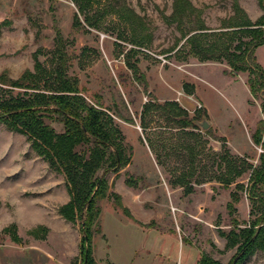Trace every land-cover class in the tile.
Wrapping results in <instances>:
<instances>
[{
    "label": "rangeland",
    "instance_id": "obj_1",
    "mask_svg": "<svg viewBox=\"0 0 264 264\" xmlns=\"http://www.w3.org/2000/svg\"><path fill=\"white\" fill-rule=\"evenodd\" d=\"M187 1L191 6L177 11L176 0H92L86 13H104L97 30L73 27L78 13L73 0H0V74L16 79L32 70L37 50L49 66L60 31L68 75L79 79L88 97L102 98L133 147L131 164L109 175L111 190L126 183L125 172L140 178L134 192L152 190L157 196L147 204L158 216L154 228L176 227L184 244L230 264L236 248H225L219 230L229 231L233 220H249L251 172L225 185L230 176L221 156L229 151L260 164L264 134L260 144L252 136L264 122V97L252 96L249 71L227 74L226 61H201L186 40L201 26L208 40L226 35L237 7L253 22L263 10L257 0ZM129 52L138 77L126 63ZM255 56L264 69V44ZM186 118L192 125L181 121ZM205 120L207 129L201 127ZM31 145L27 135L0 123V264H82L81 223L59 214L70 197L66 178ZM236 190L240 198L232 214L227 205ZM114 208L122 212L113 198L103 201L102 232L93 240L99 264H107L108 251L116 261L129 260L146 237L141 225L115 217ZM8 226L16 228L21 245L2 233ZM150 232L143 247L167 251L172 259L182 254L177 235ZM243 264H264V253L256 252Z\"/></svg>",
    "mask_w": 264,
    "mask_h": 264
},
{
    "label": "trees",
    "instance_id": "obj_2",
    "mask_svg": "<svg viewBox=\"0 0 264 264\" xmlns=\"http://www.w3.org/2000/svg\"><path fill=\"white\" fill-rule=\"evenodd\" d=\"M73 1L78 8L73 27L87 25L100 29L104 13H86L92 0ZM257 1L263 14L255 22L237 7V16L228 26L232 28L229 33L215 36L211 41L207 38L206 28L201 26L186 36V41L190 45V52L201 61H226L229 67L225 70L227 74L249 71L247 84L252 96L259 99L264 97V69L257 62L255 51L264 44V0ZM176 2L177 11L182 6H191L187 0ZM56 37L55 49L50 51L52 57L49 66L39 60L37 50L33 54L35 64L32 70L24 71L16 79L5 73L0 74V123L11 131L27 135L33 150L52 169L64 174L70 200L59 207V214L67 221L79 220L81 223L82 264H99L94 257L93 240L96 233L102 232L103 201L113 198L123 214L135 220L123 205L120 195L111 190L109 181L111 173L118 175L131 164L133 147L125 142L123 131L116 124L110 109L104 106L102 98L95 94L88 97L79 79L68 75L69 56L60 31ZM134 43L139 45L143 42L134 40ZM131 52L135 54L136 51ZM131 52L127 53L126 63L137 76L139 67L128 57ZM178 112L177 115L183 117L180 109ZM46 119L61 124L63 129L58 131ZM184 120L187 125H192L188 118L181 121ZM260 123L252 136L256 144L261 143L264 134V122ZM82 146L84 148L79 150ZM221 160L225 162L230 176L226 179L227 186L237 177L251 172V185L247 189L251 202L249 220H233V227L229 231L219 230L220 236L226 239L225 248H236L230 264H234L235 258H238L235 264H243L256 252L264 253V153L260 156L259 165L236 157L229 151L221 156ZM125 175L128 186L138 187L140 178H134L128 172ZM185 183L188 184V181L185 180ZM237 188L243 189L244 185L237 183ZM186 189L192 190V185H186ZM232 197L233 201L227 206L233 214L235 202L240 198L238 190L232 193ZM147 226L155 225L153 222ZM2 233L18 245L23 243L14 226L6 227ZM199 264L223 263L203 253Z\"/></svg>",
    "mask_w": 264,
    "mask_h": 264
},
{
    "label": "crops",
    "instance_id": "obj_3",
    "mask_svg": "<svg viewBox=\"0 0 264 264\" xmlns=\"http://www.w3.org/2000/svg\"><path fill=\"white\" fill-rule=\"evenodd\" d=\"M120 185V184H119ZM123 186H120L119 189L115 190V192L120 195L121 201L123 205L129 209L131 214L133 215L134 219L129 218L123 212L120 210H117L116 208L112 209L114 211L115 217L120 218L125 223H128V221H132L134 223H137L143 227V231L146 232V237L143 238L142 243L145 244L147 241L149 234H151L150 231L156 230L161 235H169L173 233L174 235H177L180 240V252L182 251V254L179 253V256L177 258L173 257V259L170 257V253H167V251H163L161 249L162 253L155 252L157 251L155 248H149V247H143V244L135 247V253H139L142 250L143 256L140 262H137L136 256L137 254L132 255V258L130 257L127 261H116V259L111 258L110 253L107 249V262H111L114 264H199L200 258H201V252L197 249L190 247L183 243L181 239V234L179 233L178 228L173 227V231H163L158 228L149 227L147 224L153 223L155 219L158 220V216L155 218V212L150 210L149 207H147V204L154 202L155 199H157V196L153 194L152 190H144L139 192H134V188L131 186H128L126 183L123 182ZM146 193L144 195L143 193ZM155 195V196H154ZM165 199H167L165 197ZM69 199L65 202L67 203ZM63 203V204H65ZM62 204V205H63ZM160 217V215H159ZM156 222V220H155ZM154 222V223H155ZM158 222V221H157ZM104 237V235H102ZM182 248V249H181ZM186 248V251H185ZM161 257V258H160ZM159 258V261L157 260V263H154V259ZM98 262V261H97Z\"/></svg>",
    "mask_w": 264,
    "mask_h": 264
},
{
    "label": "water",
    "instance_id": "obj_4",
    "mask_svg": "<svg viewBox=\"0 0 264 264\" xmlns=\"http://www.w3.org/2000/svg\"><path fill=\"white\" fill-rule=\"evenodd\" d=\"M201 127H202L203 129H207V128L209 127V123L205 120V121H203V122L201 123ZM237 260H238V258H235V260H234V264L236 263Z\"/></svg>",
    "mask_w": 264,
    "mask_h": 264
}]
</instances>
